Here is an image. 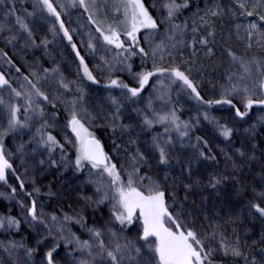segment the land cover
Segmentation results:
<instances>
[{"label": "snow or ice", "instance_id": "6c2138e0", "mask_svg": "<svg viewBox=\"0 0 264 264\" xmlns=\"http://www.w3.org/2000/svg\"><path fill=\"white\" fill-rule=\"evenodd\" d=\"M5 2L0 0V4ZM77 5L88 13V22L99 34L97 37L88 33L86 46L90 54L97 53V45L101 42L104 46L105 54L100 55L101 63L96 67L107 74L103 87L108 94L98 104L90 109L82 81L68 80L58 65L43 69L45 78L55 79L58 89L63 90L53 97L39 87L41 77L36 71L30 74L31 78L23 77L26 83H21L19 89L12 87L0 74V89L9 90L7 101L0 97V106L4 109L0 121V182L10 188L9 193H0V197L16 200L17 188L8 184L11 172L19 182V190L29 198V203L16 200L22 219L10 213L0 215V230L19 232L22 224H27L35 234L31 245L23 238L7 243L0 241V250L8 258L6 264H237L239 261L264 264V228L249 242L247 237L251 230H246L242 237L231 217L211 219L204 214L198 225L196 216L186 208L194 189L216 190L219 196V187L231 182L238 186L237 196L247 197L251 189V197L244 206L253 219L264 223V148L257 156V137L264 132V56H238L231 48H225L231 65L238 66V71L225 70L218 98L205 99L199 82L192 76L193 72L200 73L203 68L202 64L198 65L197 45L206 49L204 56L214 55V46L218 43L217 19L221 21L222 30L226 27L235 29L234 33L228 31V39L234 35L244 42L246 49H264V0H228L227 4L220 0H205L203 14L200 10L193 13L191 25L188 20L176 23L179 16L190 9L191 0H161L159 19L149 12L143 0H69L68 6ZM59 6L62 11L66 8L63 3ZM36 11H46L55 17L59 32L71 45L79 62L78 77L82 73V79L100 84L73 43L61 12L52 0H34L33 11L27 12V16H34ZM101 11L105 18L97 19ZM4 16L5 21L14 17L15 24L26 33L24 47L43 45L47 49L52 43L46 38L36 42L25 19L17 15L14 0ZM4 31H12L6 22L0 23V33ZM189 31L190 39L187 38ZM49 32L53 38L58 35L55 25ZM18 39L15 33L5 37L8 44ZM186 48L192 50L191 58H184ZM178 55L180 64L176 63ZM4 56L7 57V53ZM134 58L140 60L139 71L134 70ZM8 63L12 61L9 59ZM182 65L191 66L182 68ZM115 72H126L131 82L114 76ZM153 79L155 83H151ZM149 86L152 91L145 97L143 94ZM213 88H216L215 84ZM115 89L119 90L118 95L113 94ZM73 91L76 94L70 99L61 98ZM174 92L177 100L181 94H187L204 110L198 109L197 115L188 120L181 119L182 108L174 102ZM56 100L68 113L64 125L56 121L54 112L46 116L42 102L55 109ZM214 106H227L236 123L248 124L241 133V147L236 148L234 154L223 148L219 150L230 172L201 169V165L218 166L219 160L204 137L195 136L193 143L192 134L198 129L201 116L225 141L231 142L239 131L234 124L222 123L212 116L209 110ZM253 110L255 119L249 123ZM98 121H103L102 126L113 134V151L123 153V163H115L90 130V126ZM57 128L63 133L62 140L51 131ZM144 133H152L149 140H141ZM9 138L15 144L14 150L7 147ZM187 149L193 151L186 154ZM70 151L74 152V158ZM234 155L239 157V163ZM16 158L25 174L45 166L71 168L75 173L88 169L85 183L92 185L93 193H78L77 201L82 205L73 208L71 214L46 213L38 201L41 187L37 186L33 176L32 191L25 190V181L17 174L12 162ZM258 160L259 182L248 184L241 178L242 170ZM174 165H180L179 176L170 175ZM180 189L185 193L183 199L179 196ZM44 195L53 193L49 190ZM207 200V196L202 197L203 202ZM101 206L108 207L107 221L103 226H97L95 222L89 224L88 209L94 213ZM74 225H78L88 239H82L73 231ZM133 228L136 229L134 234L127 235Z\"/></svg>", "mask_w": 264, "mask_h": 264}, {"label": "rangeland", "instance_id": "374dc122", "mask_svg": "<svg viewBox=\"0 0 264 264\" xmlns=\"http://www.w3.org/2000/svg\"><path fill=\"white\" fill-rule=\"evenodd\" d=\"M28 1L26 4L27 6L21 7L19 14L24 18L27 19V23L29 27L32 29L33 32L36 33L39 41L42 38H46L52 41L51 44L48 45L47 49L41 45L40 49V56L46 60V64L42 65L37 59L36 56H33L31 51H29V47H24V42L26 38V33L19 29L18 25L15 24V20L12 17H9L7 21L5 19H1V23H7L9 28L12 31H4V38L7 36L12 35L13 33L19 36L17 41H14L12 44H9V56L15 59V65L12 63H8L7 57L4 56L5 50H0V74H3L5 78L9 80L12 87L19 89L21 83H26L23 79L24 76H29L31 78V73L36 71L40 74V81L39 87L49 95V97L58 96L62 89H58V85L56 80L49 77L45 78L43 69L48 68L51 69L57 66L58 63H63L66 66V71H61L64 76L68 80H80L82 81V85L85 89L86 99L88 100L87 93L91 90L97 92L99 96H96L100 101L108 94V90L103 87V84L106 82L105 77L106 73L100 71L96 66L97 64L101 63L99 60L100 55L105 54L103 51L104 46L102 42L97 45L98 51L95 55L90 54L89 50L87 49V41H88V33L91 32L94 36L98 37V33L95 32L94 25L88 22V13L84 11V9L80 8L78 5L76 7H71L69 5V0H52L53 5L57 8V11L61 12V19H63L65 26L69 29L70 34L73 37V43L77 45L78 50L80 51L81 55L85 57L86 63H88L90 70H92L93 74L97 77L100 81V84H91V82L87 81L86 79H82V73L78 77V60L75 57V53H73L71 45L63 38V34L59 32V25L55 21V17L49 16L46 11H36L34 16H27V12L33 11V3L34 0H23ZM102 2V0H99ZM144 2V1H143ZM63 3L66 5L65 10L60 9V4ZM145 6L148 8L149 12L157 19L161 16V9L160 4L161 0H149V3H144ZM153 4H156V7H153ZM26 10V11H25ZM108 20H111V10L108 11ZM97 19H104L105 13L99 12L97 14ZM26 21V20H25ZM55 25L58 35L53 38L51 32H49V28ZM74 30V31H73ZM57 62V64H54ZM19 68L20 71L17 72L16 69ZM114 76H119L121 79L125 80V82H131L130 77L126 72H115ZM152 83H155V79ZM151 88V87H150ZM152 91L150 89L144 95L147 97L149 93ZM113 94L118 95L119 90L115 89L112 90ZM76 93L73 91L70 94H65L62 96V99H70L72 95ZM0 97H3L6 101L9 99V90L8 89H0ZM184 103H187L190 98L187 94H181L180 99ZM191 101V100H190ZM19 103H23V101H19ZM45 107L46 116H50L52 112L49 109V104L42 102ZM57 109L62 113L63 117L67 119L68 113L65 111V107L59 100L55 101ZM3 106H0V121L3 120ZM56 121L60 125H64L66 123L62 122L57 116L55 117ZM51 122V121H50ZM103 121H98L94 125L90 126V130L94 132L98 126L103 125ZM53 134L57 136L58 139L62 140L63 133L57 129H51ZM110 137V136H109ZM27 139V137H24ZM111 142V148H105L106 152L113 157V160L118 165L124 162V155L123 153H117L113 151V139H109ZM18 142V141H17ZM118 143L120 141H117ZM7 147L11 150H14L15 144L9 138L7 139ZM70 155L74 158V152L70 151ZM40 157H37L39 159ZM13 165L16 168L17 174L21 176V178L25 181L26 184V191H32V178L35 176L37 186L41 187V195L38 197L39 203L43 206V211L46 213H55L56 215H62V213H72L73 208H79L82 205V202L77 201V194L83 193L86 195H92L93 187L90 184L85 183L87 179V172L88 169H85L82 173H75L73 169H63V168H48L47 166L44 169H37L35 172L31 170L25 174L24 168L20 164L19 158L14 159ZM255 162L246 166L242 171L243 175L242 178L244 180L249 179L254 173V166ZM8 184L12 185L17 188L16 200L23 199L25 203H29V198L24 196V193L19 190V182L15 179V177L9 172L8 174ZM49 190L53 193V195L48 196L44 195ZM220 191V187H219ZM10 188L8 185H5L3 182H0V193H9ZM207 196L208 199L216 196V190L208 189H194L193 193L190 194L188 201L191 202L195 207L204 208L207 204L206 202L202 201V197ZM16 200H6L3 197H0V203L5 206V208L9 211L13 210L15 216L22 219L21 209L16 204ZM187 201V202H188ZM193 201L195 203H193ZM209 201V200H208ZM188 209V206H186ZM195 211V210H193ZM9 214L7 211L0 210V215ZM108 207L101 206L97 209L94 213L92 209H88L87 212V219L89 224L93 222L96 223L97 226H103L108 219ZM196 216V215H195ZM197 218V216H196ZM197 218V224L200 225L202 218L200 221ZM232 220L236 221V226L238 231L240 232L241 236H244L246 230L250 229L251 227L249 224L253 220L251 216L248 215L244 218L240 216H233ZM255 222V221H254ZM31 234V242L30 245L34 243L35 234L33 231L28 227L27 224H22ZM204 227L207 225L204 224ZM74 227H79L78 225H74ZM118 227V226H117ZM80 228V227H79ZM136 230V229H135ZM74 231V230H73ZM231 231V228L228 229ZM84 239H88V236L83 230L81 229ZM251 232V231H250ZM78 234V233H77ZM79 235V234H78ZM129 236H132L133 233ZM82 236V235H81ZM251 237L250 233L247 237L249 240ZM23 238L24 242L27 243L26 236L24 234L18 232H11L6 233L0 230V241L7 243L9 240L21 241ZM82 238V239H83ZM22 255V253H21ZM7 255L0 250V264H6ZM38 259V257H37Z\"/></svg>", "mask_w": 264, "mask_h": 264}, {"label": "trees", "instance_id": "16d2710c", "mask_svg": "<svg viewBox=\"0 0 264 264\" xmlns=\"http://www.w3.org/2000/svg\"><path fill=\"white\" fill-rule=\"evenodd\" d=\"M144 3L148 4L149 0H143ZM28 1H23V0H14L15 7L17 9V15L19 14V11L21 7L27 6ZM222 4H227L228 0H220ZM13 0H6L4 4H0V23L2 22L1 19H5L4 13L12 7ZM205 7V0H191V7L189 10L184 11L179 18L176 20V23H182L185 20H188L189 25H191V17L193 13H196L198 10H200V14L202 15V9ZM21 16V15H20ZM14 20L15 18L12 17ZM26 23H27V19ZM63 20V19H62ZM64 22V21H63ZM227 24V21H225ZM28 24V23H27ZM221 21L219 19L216 20L215 23V28L218 33L217 35V41L218 43L214 46V55L211 57H206L203 55L204 51L206 49H201L199 45H197L198 49V65L202 64L203 68L200 73L193 72L192 76L193 79L199 82L200 85V91L201 94L204 96L205 99L209 98H218V91H219V84L224 82V72L226 69H230L231 71H238V66H232L230 62V58L227 55V52L225 51V48H231L232 51L236 53L238 56H245V57H262L264 56V49H260L257 47H253L252 49H246L244 42H241L235 38L233 35L231 39H228V31H232L234 33L235 29H228L227 27L222 30L220 27ZM34 38L36 39V42L39 43V39L36 35L35 32H33ZM4 33H0V50L4 49L5 52L7 53V59L12 61V65H15V59L11 56H9V44L6 42L4 38ZM221 36L224 37V39L221 38ZM188 39L191 38V32L189 31ZM74 42V41H73ZM211 46V45H210ZM41 47L39 48H31L29 47V51L33 54V56H36L37 59L42 65L46 64V60L40 56ZM191 49L186 48L184 49V58H191ZM54 64H57V62H54ZM176 63L180 64L181 63V57L178 55L176 57ZM134 64V70L139 71L140 70V60L139 58H134L133 61ZM60 68L61 71H66V66L62 63L57 64ZM149 67L151 66L149 62ZM191 65H182V68L184 67H189ZM154 80V79H153ZM153 82V81H152ZM151 82V83H152ZM213 84L216 85V88H213ZM151 86L148 87V89L144 92L143 95L146 94L147 91H149ZM177 89L179 88V84L175 86ZM88 96V106L93 108L96 104L100 102V100L96 97L99 96L97 92H94L93 90L89 91L87 93ZM173 99L174 102L177 104L178 108H182V111L179 113L181 116V119L183 120H188L190 117H193L197 115V110L200 109L202 112L204 110L203 106H200L197 104V102L193 99H190L187 103H184L183 101L177 100L176 99V93H173ZM49 109L50 111L56 114V116L64 123H66V119L63 117L62 113L57 109V106L55 109L52 108V105L49 104ZM210 114L212 116L217 117L220 119L222 123L227 121L230 125H235V127L239 130L237 131L234 136L232 137L231 142L225 141L223 137L219 136L218 132L214 129V127L211 124H208L207 121H204L202 116H201V123L198 127V129L194 130L193 132V143L195 142L194 137L199 135L204 137L209 141V144L213 150L214 153L217 154V158L219 160V165H201V169L206 168L207 171H231L230 168L225 164L224 157L220 155V149L223 148L225 151L229 152V154H234L235 149L241 147V142H242V136L241 133L243 132V129L248 127L247 123L240 122L236 123L232 119V114L231 112L227 109V106H214L213 109L209 110ZM256 112L253 110L251 117L249 118V123L253 122L255 119ZM160 130V129H156ZM95 136L102 142L103 146L106 148H111V142L109 139H113V134L109 129H107L104 126H98L96 130L94 131ZM152 133H144L142 134L141 140L146 141L149 140L151 137ZM118 135V134H117ZM110 136V137H109ZM257 141L259 142V148L257 149V156L259 157L261 155L260 149L264 148V132H262L260 135L257 137ZM7 142V141H6ZM118 143V142H117ZM141 147H144V144L141 143ZM193 150L192 149H187L185 150L186 154H190ZM234 158L237 160L239 163V157L234 155ZM255 171L253 175L249 178L244 180L242 177L243 181H246L248 184L252 183H258L259 182V177L257 176V173L261 171L260 168V160L255 162ZM207 171L204 172L203 174L206 176ZM170 175L172 176H179L180 175V165H174L173 168L170 170ZM187 182V181H185ZM236 185H233L231 182H226L225 184L220 186V195L219 196H214L210 199L207 200L206 206L202 208H197L195 207L191 202H186V206H188L187 210H190L193 212L194 215L197 216L200 221V218L203 220V215L207 214L211 219H228L229 217L233 218V216H240L241 218H244L249 215L248 209L244 206L246 204V201L248 198L251 197V189L249 188L248 195L243 196H237L236 191H237ZM206 191H208L207 188H205ZM184 191L183 189L179 190V196L181 199H183L184 196ZM190 196V195H189ZM171 202V201H169ZM0 210L2 211H7L11 215L15 216V213L13 210L9 211L5 208L4 205L0 203ZM195 210V211H193ZM219 211V215L217 216L216 213ZM253 219V218H252ZM255 221V222H254ZM251 227V232H250V239L249 242L252 239H255L258 237L260 231L262 228H264V223H262L259 219H253L251 223L249 224ZM73 230L77 232L79 235H82L81 237L83 238V234L81 232V229L79 227H74ZM135 228H133L130 232H127L126 234H134ZM18 233L24 234L27 239V244L30 245L31 242V234L30 232L22 225L21 229L19 230ZM84 239V238H83ZM237 264H243L242 261L237 262Z\"/></svg>", "mask_w": 264, "mask_h": 264}, {"label": "water", "instance_id": "95a60500", "mask_svg": "<svg viewBox=\"0 0 264 264\" xmlns=\"http://www.w3.org/2000/svg\"><path fill=\"white\" fill-rule=\"evenodd\" d=\"M102 143V142H101ZM103 145V144H102ZM105 149V148H104ZM106 151V150H105Z\"/></svg>", "mask_w": 264, "mask_h": 264}]
</instances>
